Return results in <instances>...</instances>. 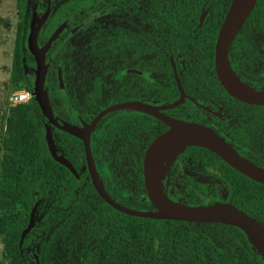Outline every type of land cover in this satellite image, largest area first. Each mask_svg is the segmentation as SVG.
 <instances>
[{
	"label": "trees",
	"instance_id": "1",
	"mask_svg": "<svg viewBox=\"0 0 264 264\" xmlns=\"http://www.w3.org/2000/svg\"><path fill=\"white\" fill-rule=\"evenodd\" d=\"M230 1L170 0L175 5L166 9L167 18L178 31L186 32L196 24L205 2L210 5L204 23L216 19L219 26ZM17 3L19 22L14 65L17 77H24L34 70V59L25 42L29 0H17ZM46 35L40 34V43ZM213 44V39L203 42L191 37L177 41L181 56L177 51L172 57L180 71L178 77L186 99L165 111L213 127L241 154L264 167V105L244 103L223 90L213 69ZM228 54L233 70L243 80L264 89V0H256L232 39ZM73 58L70 42L56 38L46 53L44 85L55 117L73 123L88 122L98 110L125 96L118 87L104 101L96 102L93 98V107L84 108L79 101L83 77L72 67L76 62ZM163 61L170 68L166 56H161L160 62ZM161 80L175 86L171 72ZM60 85H64L63 89ZM25 88L32 92L31 83H26ZM16 109L19 128L14 142L8 145L7 164L2 165L0 174V209L5 219L0 232L8 264H34V254L39 264H204L205 253L211 264H264L261 253L236 226L155 219L114 209L91 184L81 140L49 124L57 152L71 161L79 173L78 185L73 174L51 157L44 136L46 118L34 98L19 103ZM165 127L146 113L117 109L103 115L92 129V156L105 189L116 201L137 209L153 208L143 186L141 161L127 171H115L107 153L110 143L114 138L125 143L142 129L161 131ZM185 148L202 163V173L226 185L225 200L264 223V184L236 171L204 147ZM86 184L91 189L89 194L85 191ZM215 199L222 200L216 189L211 193L207 183L187 178L186 203L206 204ZM35 201H38L35 223L19 245L20 232L27 222L5 211L19 206L29 213ZM87 210L92 214L90 219L73 229L77 216ZM58 239L64 241L62 253L56 246Z\"/></svg>",
	"mask_w": 264,
	"mask_h": 264
},
{
	"label": "water",
	"instance_id": "2",
	"mask_svg": "<svg viewBox=\"0 0 264 264\" xmlns=\"http://www.w3.org/2000/svg\"><path fill=\"white\" fill-rule=\"evenodd\" d=\"M256 0H231L228 10L220 24L213 53V67L216 78L224 90L232 97L249 104L264 105V89H254L247 85H240L236 80L228 55L229 45L239 31L244 21L252 11ZM49 13V7L41 13H33L26 37V47L34 59V78L32 83V97L37 102L40 111L46 118L45 142L51 157L59 164L65 166L75 177L79 184L80 177L76 168L64 155L58 153L49 124L65 131L81 140L86 169L91 184L96 193L114 209L128 215L149 217L155 219H173L189 222H215L229 224L241 229L254 243L264 259V223L242 209L234 206L228 200H211L206 204L186 205L169 198L161 189L159 182L153 174L154 160L159 150L169 144H175L181 148L188 146L204 147L217 156L236 171L250 179L264 184V167L257 165L242 155L226 138L210 126L193 120L174 117L164 112V109L182 103L185 93L181 87L179 78L175 76L179 96L176 100L167 104H150L141 100H123L115 102L100 109L88 122L80 124L67 120H60L54 116L49 103L48 89L44 85L47 72L46 52L52 40H54L65 23L60 24L46 41L40 45L39 35L41 26ZM204 11L201 14L203 17ZM59 79L60 78V72ZM117 109H133L147 113L167 127L155 135L146 146L142 161L143 186L146 196L152 205V209H137L126 206L107 192L96 169L90 147V134L98 120L106 113ZM38 201H35L28 216L25 227L20 232L19 245L25 234L33 227L35 210ZM180 204L181 207L177 206ZM34 264H39L38 256L34 254Z\"/></svg>",
	"mask_w": 264,
	"mask_h": 264
},
{
	"label": "rangeland",
	"instance_id": "3",
	"mask_svg": "<svg viewBox=\"0 0 264 264\" xmlns=\"http://www.w3.org/2000/svg\"><path fill=\"white\" fill-rule=\"evenodd\" d=\"M59 6V12H54L52 17L47 21L48 23H45L46 17L41 26L42 33L47 34L45 41L56 29L51 31L52 27L60 21V24L65 23L63 20L64 14L71 17V13L76 8V0H60ZM77 8L79 9L80 6ZM96 12H98L96 7L89 6L85 8L78 20L82 23L89 20L90 23L87 25L88 29L84 32L77 31L68 39L72 47L73 59L76 61L72 67L79 71L83 77V93L79 96V101L87 110L93 107V98L96 102H102L107 98L108 93L110 94L116 91V88L122 87L123 83L129 82L133 88L137 89V84L141 77L135 75L134 72L126 70L128 67L140 66L136 55L131 52L122 51L121 42L118 44L115 43V37L112 36L114 29L120 30L122 26L121 16L110 14L97 16L95 15ZM31 17L29 3L25 42ZM18 22L19 8L17 0H0V174L2 165L7 164L6 157L7 154L9 155L8 145L14 142L19 128L18 110L16 107L19 103L27 101L17 102L14 97L18 92L24 91L32 93L25 88V85L26 83H31L32 85L34 78V72H27L24 77H17L15 73L14 52ZM116 31L118 32V30ZM58 70L61 78V69L59 68ZM156 70L160 71L161 68L157 67ZM161 78L166 79L165 72L159 75H152L146 72L145 88L138 89L141 96L166 102L175 99L177 96L176 87L163 83L164 81ZM243 82L249 86L246 80ZM63 87L64 85H60V89H63ZM154 134V130H142L136 133L135 136L130 137L125 143L121 138H114L107 148L113 169L115 171H127L133 164L140 162L145 146ZM158 169L162 173L157 177L161 189L169 198L176 197V200H172L181 204L190 205L184 200L187 178L192 180L197 179L207 183L211 193H214L216 189L222 200L226 197V185L216 177L202 173V163L192 158L189 150L185 147L181 148L170 162L164 161L161 164L159 163ZM85 191L86 194H89L91 191L90 186L87 184ZM3 213L4 211L0 209V228H2L1 224L5 221ZM5 213H11L15 216V219L18 218L22 221H28L29 213L19 206H14L10 211L6 210ZM91 216L92 214L88 210L78 215L72 225L73 229H76L79 224L90 219ZM2 236V232H0V264H8L6 253L1 242ZM247 240L255 247L248 236ZM56 246L62 253L64 250V241L58 239ZM256 250L258 249L256 248ZM205 255L206 258L203 260L204 264H211V258L207 256V253ZM61 264L66 263L61 262Z\"/></svg>",
	"mask_w": 264,
	"mask_h": 264
},
{
	"label": "flooded vegetation",
	"instance_id": "4",
	"mask_svg": "<svg viewBox=\"0 0 264 264\" xmlns=\"http://www.w3.org/2000/svg\"><path fill=\"white\" fill-rule=\"evenodd\" d=\"M29 3H30V15L31 16L33 13L41 14V13H43L44 10L47 9V7H49V13H48L47 19L45 20V23H48L47 22L48 19H50L52 17L54 12H59V10H60L59 9L60 8V6H59L60 0H29ZM173 5H175V3L170 2V0H109V1H107V0H76V8L71 13L72 14L71 17H69L67 14L65 15L63 13L64 14L63 20L65 21V25L63 26V28L59 32L57 38L62 37V39L64 41H66L77 31H82V32L86 31L88 29L87 25L90 23L89 20L82 23L81 21L78 20V18L80 16V14L84 12L85 8H87L89 6L90 7H96L98 9V12H96V14H95L97 16H102V15H107V14L115 15V16H121L122 26L120 27V30L114 29V31L112 32V36L115 37L114 38L115 43L118 44L119 42H121V46H122L121 50L122 51L131 52V53L135 54L136 57L138 58V64L140 66L139 67H137V66L128 67L126 70L129 72H134L135 75H137V76H141L139 81H138V84H137V89L133 88L131 83H129V82L122 84L121 88H122L123 95L125 96V98L123 100H131V99L141 100V101H145V102H148L150 104H155V105L156 104L171 103L174 100H176L179 96V91H178V87H177L174 75L176 74V76L178 77V73L180 71L177 69V67L175 65V61L172 57L173 53L177 52V51H178V54L181 56V52L179 51L180 47L177 46V41L185 40L188 37H191V38H195L197 40H201L203 42H209L210 39H213V41L215 43V39H216L218 30L220 27V25L218 26L216 19L213 20L212 22L210 21V22L204 23V18H205V15L207 14V5L208 6L210 5V3L205 4V2H204L202 4L203 7L201 8V10L198 14V19H197L196 24L193 26H190L186 32H180L177 30L175 23L172 20L167 18L168 10H166V9L169 6H173ZM41 6H43V7H41ZM79 6H80V8L78 9L77 7H79ZM203 11H204L203 17L200 18ZM60 22L58 24H56L54 27H52L51 31H53L55 28H57L58 25L60 24ZM116 30H118V32ZM40 32L42 33L41 29H40ZM39 44L41 45L42 43H40V41H39ZM228 51H229V49H228ZM213 53H214V44H213ZM161 56H163V57L166 56L168 58L167 63H169L170 68L165 65L166 61L160 62ZM157 67H160L161 70L157 71L156 70ZM213 69H214V67H213ZM146 72L151 73L152 75H154V74L159 75L160 73L171 72L173 79H174V82H175V87L177 90L176 98L171 100V101L166 102V101H161L158 99L142 97L140 94V91L138 89L139 88H143V89L145 88V85H146L145 73ZM237 76L242 81H244L240 77V75L237 74ZM155 80H156V78H155ZM250 87H252L254 89H258L257 87H253V86H250ZM223 90H224V88H223ZM185 99H186V94H185ZM123 100H120V101H123ZM65 101H67V99H65ZM117 102H119V101H117ZM247 104H249V103H247ZM252 105H255V104H252ZM170 108H172V107H170ZM166 109H164V112H166L165 111ZM126 110L141 112V111H137V110H133V109H126ZM142 113H144V112H142ZM171 116H173V115H171ZM178 118H180V117H178ZM182 119H184V118H182ZM60 120H63V119H60ZM187 120H189V119H187ZM81 121H84V120H80L79 123H76V124H80ZM193 121H195V120H193ZM46 122H47V120H46ZM211 128H213V127H211ZM142 130H140V131H142ZM163 130H161V131H163ZM161 131L157 130L155 132V134L148 140L146 146L152 140V138L155 135H157L158 133H160ZM138 132H136V133H138ZM135 134L133 136H135ZM146 146H145V148H146ZM142 156H143V154H142Z\"/></svg>",
	"mask_w": 264,
	"mask_h": 264
},
{
	"label": "bare ground",
	"instance_id": "5",
	"mask_svg": "<svg viewBox=\"0 0 264 264\" xmlns=\"http://www.w3.org/2000/svg\"><path fill=\"white\" fill-rule=\"evenodd\" d=\"M236 76H237V74H236ZM236 80L239 82L240 85H242V86L246 85L238 76H237ZM180 150H181V147L177 146L175 144H169V145H167L165 147H162L159 150V154H158L157 158H155L154 166H153V174H154L155 179H158L157 177L160 174H162L159 171V169H158L159 163L161 164L164 161L165 162H168V161L170 162ZM177 206L181 207L180 204H177Z\"/></svg>",
	"mask_w": 264,
	"mask_h": 264
},
{
	"label": "built area",
	"instance_id": "6",
	"mask_svg": "<svg viewBox=\"0 0 264 264\" xmlns=\"http://www.w3.org/2000/svg\"><path fill=\"white\" fill-rule=\"evenodd\" d=\"M30 97H32V93H29V92H18L14 99L17 101V102H23V101H26L28 100Z\"/></svg>",
	"mask_w": 264,
	"mask_h": 264
}]
</instances>
